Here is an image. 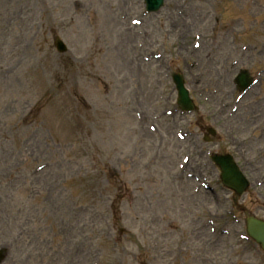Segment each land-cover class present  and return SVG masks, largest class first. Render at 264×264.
I'll return each mask as SVG.
<instances>
[{
  "label": "rangeland",
  "instance_id": "374dc122",
  "mask_svg": "<svg viewBox=\"0 0 264 264\" xmlns=\"http://www.w3.org/2000/svg\"><path fill=\"white\" fill-rule=\"evenodd\" d=\"M263 46L264 0H0L2 264H264L241 238L264 219V76L243 99L233 84ZM170 70L197 113L176 111ZM211 151L236 157L242 199Z\"/></svg>",
  "mask_w": 264,
  "mask_h": 264
},
{
  "label": "water",
  "instance_id": "95a60500",
  "mask_svg": "<svg viewBox=\"0 0 264 264\" xmlns=\"http://www.w3.org/2000/svg\"><path fill=\"white\" fill-rule=\"evenodd\" d=\"M248 230L250 235L259 242L264 248V223L257 221L248 222Z\"/></svg>",
  "mask_w": 264,
  "mask_h": 264
},
{
  "label": "bare ground",
  "instance_id": "6f19581e",
  "mask_svg": "<svg viewBox=\"0 0 264 264\" xmlns=\"http://www.w3.org/2000/svg\"><path fill=\"white\" fill-rule=\"evenodd\" d=\"M217 91L218 93L214 96V98H222L220 88H218Z\"/></svg>",
  "mask_w": 264,
  "mask_h": 264
}]
</instances>
